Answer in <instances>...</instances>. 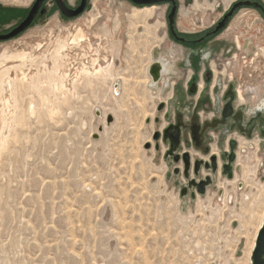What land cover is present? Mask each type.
Returning <instances> with one entry per match:
<instances>
[{"label":"rangeland","instance_id":"1","mask_svg":"<svg viewBox=\"0 0 264 264\" xmlns=\"http://www.w3.org/2000/svg\"><path fill=\"white\" fill-rule=\"evenodd\" d=\"M17 1L12 3L26 8L32 0ZM230 1L235 0H225L222 7ZM198 7L183 21L196 23L197 17L203 18V13L196 14ZM142 11L105 3L70 26L51 15L20 38L0 42V54L24 50L35 55L22 63L24 72H32L30 76L52 70L57 40L74 33L73 26L82 28L92 43L97 32L108 26L115 40L123 43L121 69L115 72L121 78L119 95L110 77L93 78L77 84L75 94L65 99L55 94L60 99L56 105L49 102L54 94L46 83L41 91L18 85L13 91L16 101L11 99L5 109L0 103L4 115L20 113L13 128L0 125V132L9 135L0 152V264H253L264 221V150L255 156L251 145L241 144L238 163L244 179L238 181L236 174L226 185V179L219 177V188L226 186L230 197L223 204L217 202L218 189L213 187L196 200L181 196L177 182L185 183L183 175L169 178V173L183 166L166 156L169 146L161 139L155 141V133L178 123L184 128V145L192 149L190 121H205L216 136L217 126L210 125V108L193 109L186 102L181 108L158 110L172 96L171 82L186 76L178 65L177 49L170 42L162 45L166 30L160 27L158 15ZM222 13L207 14L205 20L213 21ZM262 24L255 11L248 9L237 13L231 23L234 30L229 40L238 39L251 59L257 54L264 58ZM241 55L237 53L228 73L239 89L244 80V84H255L257 94L244 92L251 105L247 113H253L258 93L264 99V81L245 79L242 68L251 59ZM158 60L167 67L162 80L154 84L149 70ZM18 67L8 74L13 76ZM2 95L13 98L7 85ZM109 114L114 122L107 126ZM192 151L198 158V150Z\"/></svg>","mask_w":264,"mask_h":264},{"label":"flooded vegetation","instance_id":"2","mask_svg":"<svg viewBox=\"0 0 264 264\" xmlns=\"http://www.w3.org/2000/svg\"><path fill=\"white\" fill-rule=\"evenodd\" d=\"M9 1L0 0V38L7 36L19 27L39 0H32L26 8L12 3H20L17 0ZM241 1H250L259 6H241L233 11L232 16L226 18L232 12L234 5ZM105 3L107 5L112 4L113 7L125 4L131 10L138 11L153 9L154 15H158L161 22L160 27L166 30L162 45L164 41L170 42L173 48L177 49L179 55L177 62L184 70L182 74L186 76V79L178 78L177 81L171 82L168 89L171 90L172 96L167 102H161L162 111H165L169 106L181 108L187 102L188 105H193V109L200 106L207 111L210 108L213 112L212 117L209 119L210 125L217 126L214 132H218V135H214L213 131L209 132L212 127L207 129L205 121H199V124L192 120L188 125L192 149L184 145L183 135H181L180 149L176 154L189 153L192 160H204L205 162H208L211 157H216L220 162L225 154L232 152L231 145L233 141L235 142L233 151L236 157L242 140H252L256 135L264 136L262 133L264 132V122L258 121L253 113H247L251 105L246 100L241 101V88L239 89L237 81L228 73V68H231L233 63L237 61L238 52L244 54L241 55L244 60L251 59L249 52H242L238 39L229 40L228 36H231L234 30L231 27L232 20L242 9H248L255 11L257 20L262 21L264 27L263 0H235L224 8L222 5L226 4L225 0H213V3H210V0H42L35 18L25 31L46 20L51 15H56L59 21L69 22L70 26L72 25L70 22L86 14H93ZM197 4H200L201 9L198 7L196 14L201 12L204 17H197L196 23L184 22L183 19L189 18ZM202 10L205 11L202 12ZM218 10H223L220 17L206 22V15H214ZM222 23L224 26L218 30ZM25 31L9 39H0V42L16 40ZM258 32L261 33L262 30L259 29ZM256 56L257 58L251 59V63L244 66L250 69L251 73L252 70L256 71L254 75H251V73L246 75L247 72L242 69L245 79L250 78L254 83L260 80V74L257 73L264 70V58H260L258 54ZM224 62L227 64L224 65ZM161 65L163 69L160 81L166 71V65L163 62H161ZM246 85L257 94L258 90L255 88V84L248 83ZM251 92L248 89L246 93ZM188 95L193 96L195 99L190 101L187 98ZM257 97L258 99L253 107H255L254 109L258 107V112L264 113V105L259 107L262 102L259 99V93ZM238 102L240 105L237 104ZM228 105L232 106L233 112L225 118L223 111ZM185 110L191 113L190 107H185ZM200 115L202 117L203 114ZM178 125V123H169L162 131H158L160 132V139L169 146L168 152L171 150L170 142L164 140V131L170 126L177 127ZM180 127L183 133L184 128L182 125ZM192 150H198L196 153L198 158L192 156ZM233 167L234 164L232 169ZM202 171L203 167L200 169V174Z\"/></svg>","mask_w":264,"mask_h":264},{"label":"bare ground","instance_id":"3","mask_svg":"<svg viewBox=\"0 0 264 264\" xmlns=\"http://www.w3.org/2000/svg\"><path fill=\"white\" fill-rule=\"evenodd\" d=\"M153 11L154 10H152V9H146L145 11H142V13L146 12L147 15H151V13ZM134 17H137V15H134ZM72 28L73 29H71V30L75 34L71 33L64 40H62V38L59 41L57 40L55 56H54V58L52 57L53 58V67H52V70L48 69L50 71H48L46 74L45 73L42 74L43 72L41 73V71L38 70V72L36 71L37 72L36 74L33 73L30 76V74L32 73L31 71H30L31 72L30 74L27 73V71L24 72V70L22 69V63L23 62L25 63V61L27 62L28 60H33V56L35 57L34 54L31 55L32 54L31 52H30L31 53L30 54L24 50H22L20 52L8 50L5 53L0 54V69H1L0 89H1V91H4V87H6V85H7V87L10 88V92H11V95L13 97L14 96L13 91L16 89V87L18 85L28 86L31 89L41 91L43 89L44 83H46L47 89H50L54 94V96H53L54 98H52L53 100L52 101L49 100V102H52L53 105H56L60 102V99H57L55 94L60 93L64 96V99H65L67 94H70V95L73 94L74 95L77 84L85 82V79H88L92 82L93 78H96L98 80H100V79L103 80V79H107L110 77L114 81L113 86L115 87V92L117 95H119L120 94V91H119L120 82H119V80L121 78L118 77V73L115 74V72H118L121 69V65L118 62L120 61L119 58H120L122 46H123L122 41L121 40H115L114 34L112 33V31L110 30V28L108 26L102 27L100 29V31L97 32L98 34L96 33L97 34V41L95 43L91 42V40H90L91 38H89L85 34V32L82 28H78L77 26L72 27ZM69 32H70V30H69ZM74 49L80 50V53H79V51L77 52ZM75 52H77V54ZM47 60H49V59H47ZM17 62H19L20 64L17 65L16 64ZM10 63H15V65H13V64L10 65ZM25 65L27 66V64H25ZM29 65H30V63H29ZM15 66L16 67L21 66V67L20 68L18 67L17 69H19V70L18 71L16 70L15 73L13 70H11V72L13 71V76L9 75L8 71L12 68H15ZM261 66H262V64H261ZM49 67L50 66H48V68ZM39 68H41V67H39ZM242 69L247 72L246 75H249L251 73L250 69H248V68L243 67ZM260 72H261L260 80L263 79V81H264V72L263 71H260ZM251 75H254V73L252 72ZM148 80H149V78H148ZM115 84H116V86H115ZM248 89L250 90V92L253 90L252 88H249L246 84H244L241 88L240 99L242 102L245 100L244 99V92L246 93ZM7 90L8 89H6V91ZM252 92H254V91H252ZM5 95L0 96V103L3 104L4 109L8 108L6 106H8L9 102L11 103V99H14L16 101L15 97L7 99L6 97H4ZM40 99H41V97H40ZM14 104H15V102H14ZM263 105H264V99L260 103L259 107H261ZM32 109L34 110L35 108L32 107ZM53 110H52V112H53ZM254 110L258 113L256 115V117L258 119H260L262 122H264V113L258 112V107H257V109H254ZM6 111L9 112V109ZM15 112H17V111H15ZM18 115L16 116L13 114L11 116H6V115H4L3 110L2 111L0 110V125L1 124L2 125L7 124L8 126H11V125L19 123L20 120L18 119L19 118ZM11 128H13V126H11ZM0 130H2V129L0 128ZM1 132H0V152L4 146V143L6 141H8V139H9V135H6L5 132L4 133L3 132L1 133ZM262 224H263V220H262ZM262 224H261V227H262ZM260 228H259V230H260ZM252 246H253V243H252Z\"/></svg>","mask_w":264,"mask_h":264},{"label":"water","instance_id":"4","mask_svg":"<svg viewBox=\"0 0 264 264\" xmlns=\"http://www.w3.org/2000/svg\"><path fill=\"white\" fill-rule=\"evenodd\" d=\"M42 0H39L34 8L30 11L27 18L22 22V24L17 27L14 31H12L10 34H8L5 37H2L0 39H9L12 37H15L19 35L20 33L24 32L27 28L30 27L33 19L35 18L41 4ZM241 6H256L258 7V4L252 3L250 1H241L234 5L232 12L226 16V18L232 16L233 11L236 8H239ZM224 24L222 23L218 30H220ZM162 65L161 62L155 61L153 65L150 67L149 74L152 77V82L154 84H157L160 82L161 76H162ZM162 105L158 107L159 111H162ZM233 112V108L231 105H228L224 108L223 115L225 118L228 117L230 113ZM254 115H257L258 113L254 110ZM262 117V116H261ZM167 118H170V114H168ZM258 121H261L258 119ZM114 122V116L109 114L107 116V126H110ZM104 130V127L100 126L99 131L102 132ZM264 135V132H262ZM182 131L180 125L177 127L170 126L164 131V140L170 142V152L166 154L168 158H173V160L177 164H182L183 170L181 168L175 167L173 169V172L169 173V178L173 176L183 175L185 183L182 182V180L178 179L177 186L180 188L181 196L183 198L185 197H191L193 200H196L198 198V195L205 196L207 193V190L209 187L212 186L214 179L213 176L216 175V172L218 171L220 167V162L216 159V157H211L208 162H205L204 160H192L189 153L184 154H176V152L180 149V139H181ZM251 136V134H249ZM154 140L157 141L160 139V132H156L154 135ZM234 146L235 142H232L231 150L232 152L230 154H225V156L222 158V172L224 175H227L229 179L233 178V171H232V165L236 159L234 154ZM146 148H150V144L146 145ZM224 163V164H223ZM203 167V171L207 174L211 173V175H207L205 177H201L200 169ZM253 264H264V221L262 224L261 229L259 230V234L256 241V247L253 253L252 258Z\"/></svg>","mask_w":264,"mask_h":264},{"label":"built area","instance_id":"5","mask_svg":"<svg viewBox=\"0 0 264 264\" xmlns=\"http://www.w3.org/2000/svg\"><path fill=\"white\" fill-rule=\"evenodd\" d=\"M257 136V137H256ZM252 140H242V143L241 144H243V143H247L246 145H251L250 147H251V149H253L254 150V152H252L255 156H258V154L259 153H261L263 150H264V136L263 137H260L259 135H256ZM256 138H259V140L257 141L256 140ZM240 147H241V145H240ZM239 147V148H240ZM245 153H247V151L245 150ZM239 150H238V152H237V156H236V159H235V161H234V167H233V169H232V171H233V178L232 179H229L228 177H227V175H224L223 174V170H222V163H221V161H220V167H219V169H218V171H217V173H216V175L215 176H213V179H214V182H213V184H212V186L211 187H213V188H215L216 190L218 189V193H217V202L218 203H220V202H222V204H223V201H226L227 200V198L229 197V196H227L226 195V190H227V187L225 186L223 189H220L219 188V186H218V184H217V180L219 179V177H223L224 179H226V181L224 182V183H226V185L227 184H230L229 182L230 181H232V180H234L235 179V176H236V174L239 176L238 177V181H239V179H244V174H243V166L241 165V164H238V162H237V160H238V157H239ZM251 155V154H250ZM242 156V155H241ZM244 157V156H243ZM246 158V160H247V158L248 157H245ZM250 159H251V157H249ZM249 160V159H248ZM247 160V161H248ZM258 171L256 170V173H257ZM239 173L240 174H242V175H239ZM207 175H211V173H209V174H207L206 172H204V171H202V173H201V177H205V176H207ZM212 176V175H211ZM238 181L236 182V183H234V184H236L237 185V183H238ZM211 187H209V188H211ZM208 188V189H209ZM240 190H242L243 189V187H242V185H240ZM226 189V190H225ZM208 191V190H207ZM207 194V193H206ZM198 197H203V196H200V195H198ZM230 198V197H229ZM221 204V203H220ZM220 204H216V205H220ZM261 229V228H260Z\"/></svg>","mask_w":264,"mask_h":264}]
</instances>
